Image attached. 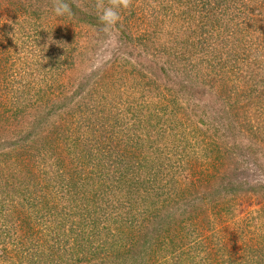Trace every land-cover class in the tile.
I'll return each instance as SVG.
<instances>
[{
	"label": "rangeland",
	"instance_id": "374dc122",
	"mask_svg": "<svg viewBox=\"0 0 264 264\" xmlns=\"http://www.w3.org/2000/svg\"><path fill=\"white\" fill-rule=\"evenodd\" d=\"M74 1L88 12H92V8L97 12L92 0ZM163 2H166V10L160 0H133L129 10L121 11L119 24L127 26V34L131 33L132 38L142 35L149 38L139 42L122 40L116 28L105 33L95 26L76 22L67 14L57 17L52 10L53 0H10V3L0 0V77H3L0 82V178L5 180L0 184V205L3 206H0V224L6 223V229L14 232L13 237L22 243L37 241L43 253L42 264H64L70 260H73L71 264H107L106 261L99 263L106 249L98 246L106 245L105 241L116 244L114 237L125 224L107 222L105 217L119 219L125 215H133L135 219L132 229L136 230L132 232H140L137 240L144 241L148 235L154 242L166 238V249L157 250V259L152 263V259L139 253L142 245L130 246L126 252L112 247L108 250L119 253L116 256L110 253L113 262L108 264H264V190L258 189L259 184L264 183V146L257 140V144H253L256 153L251 154L245 149L250 142L241 136L235 139L238 150L231 149L233 141L229 138L213 139L215 144L228 148L226 154H216L204 146V136H209L204 133L205 124L210 126L209 132L214 133L209 115L217 120V111L231 106L234 101L227 100L229 93L237 92L231 84L216 82V77L210 80L215 72H210L206 59L214 50L208 48L202 52L196 46L199 38H204L198 21L188 15L179 18L184 7L176 6V1ZM38 12L42 13L39 28L47 32L44 36L34 32ZM196 18L199 19L197 15ZM213 35L214 32H208L205 42L212 41ZM190 42L195 46H190ZM221 51L225 54L223 49ZM140 55L143 62H157L155 73L140 68L136 63ZM115 58L118 59L109 63L112 65L109 74L102 80L107 91L102 94L101 106L94 108L88 94L86 96L90 82L97 71L100 76L104 63ZM191 62L195 68H189ZM182 64L190 74L184 73ZM209 73L213 76H208ZM177 81L183 87L181 93L185 99L180 96L183 108L188 111L187 104L194 100L198 104L197 116L192 114L191 118L183 120L184 116L180 115L184 121L181 128L179 123H174L178 115L169 111L167 102L170 94L179 93L169 89L172 82ZM186 89L192 92L194 99ZM159 92L166 96L165 113L158 110L160 98L156 94ZM21 93L25 94L19 102ZM51 101L56 102L59 110H69L70 114L61 118L55 113L42 122L43 111L55 109L51 108ZM129 107L134 110L128 112ZM100 108L108 117L117 116L123 125L125 122L124 129L129 126L132 129V124L141 120L144 124L138 123L135 138L141 147L135 148L149 153L151 148L154 154H118L119 150H124L119 140L101 139L102 133H109L113 124L93 120V114L100 113ZM204 113L209 114L204 116ZM250 120L256 124L258 118L254 116ZM116 131L123 132L119 126ZM125 139L123 135L120 140ZM100 140L101 149L96 144ZM186 142L195 143L197 151H205V154H184L183 149L190 152ZM103 146L109 149L108 153L103 151ZM176 148L179 154L175 153ZM81 149L85 151L80 152ZM119 156L132 157L133 162L136 158L142 160L143 156L149 158L139 163L144 167L137 173L136 181L151 179L149 172L157 163L161 176L150 180V185L140 184L136 189L127 186L120 189L114 185L104 188L94 184L99 179L94 175L83 180V175L92 168L109 172L112 177L115 171L119 172L117 168H124L126 164L125 159L117 161ZM98 162L104 164L103 168L95 165ZM190 164L192 169H189ZM181 166L187 171H179ZM202 167L212 177L201 184V178L197 179V189L192 188V174ZM171 170L176 180L170 184L176 192H186V195L157 211L156 204L150 205L163 198L162 186L166 184L163 174ZM180 179L186 185L183 190L178 187ZM142 184L145 183L142 181ZM231 185L238 187L235 190L239 195L235 197L243 199L223 200L233 196L234 193L230 196L226 193ZM187 188L195 191L188 194ZM251 188L256 189L251 191ZM26 198L29 203L24 205ZM71 199H78L77 206L82 210L75 212L82 215H69L68 219H61L65 215L53 217L62 206H69ZM85 201L86 208L93 212L83 210ZM53 203L56 209L48 211L46 207ZM189 212L201 214L196 220L197 214L193 216ZM185 213V218L190 219L184 222L182 232L173 235L174 225L165 230L168 223H174ZM43 215L49 218L44 221ZM97 217V226L101 224V229L105 224L106 227L101 229L102 235L95 231L93 236L91 230L96 227L93 219ZM62 221L65 222L62 228L55 226ZM7 230L0 227V238H3L0 248L8 252L7 258L0 257V264H13L18 253L15 244L5 237ZM133 239L136 241V235ZM171 239L179 246H172ZM87 240L89 243H85ZM96 246L93 254L87 252L89 258L77 263L86 248L93 250ZM91 256L94 257L91 259Z\"/></svg>",
	"mask_w": 264,
	"mask_h": 264
},
{
	"label": "trees",
	"instance_id": "16d2710c",
	"mask_svg": "<svg viewBox=\"0 0 264 264\" xmlns=\"http://www.w3.org/2000/svg\"><path fill=\"white\" fill-rule=\"evenodd\" d=\"M95 4H96V0H92ZM162 1L161 5L162 7H164L163 9L166 10V2H163L164 0H160ZM176 1V6H181L182 8H186L187 12H185V9L183 8V10L181 11V13H179V18L182 16H187L188 18H192L193 20L198 21V26L201 25V31L202 34H204V38H199L197 45L200 51L204 52L205 49L208 50V48H212L214 51L209 52V56H211L210 58H207L206 61L209 62V69L211 70L210 72H215L214 76L213 74L209 73L208 76H213V77H209L210 80H212L214 77V80L217 82H221L223 84V81L225 82V84L229 85L231 84V88L234 87L235 91L237 92V94L232 95L229 93V96H227V100H234L232 105L228 106V107H223L220 111L218 110L217 114H218V118L217 120L214 119L213 116H210L208 118H210L209 123L210 125L214 128V133H210L209 132V128L210 126L208 124L206 125V131H204L205 134H209L208 138L206 136H204V146H206L207 148H209V150H211V152H216V154H226L228 151V148L225 149V146L222 145L220 146L218 143L215 144L214 143V138H218L219 139H224V138H229L233 141V147L231 148L238 150L239 147H237L235 145V139L238 136H241V138L245 139L247 138V141L250 142V145L247 146L245 149L247 151H249L251 154L256 153V147H253V144H257V140H258V144H261L264 146V0H174ZM67 3H69V5L71 6L72 9V15L70 16L71 19H74L76 22L80 21L82 23H86L88 25L91 26H95L98 29H102L103 25L100 23V21L98 20V13L94 12V9L92 8V12H88L86 10L83 9L82 6H79L77 3H75L74 0H66ZM106 2V0H105ZM182 2V4H181ZM10 3V0H9ZM49 4V3H48ZM11 6H13V4H9ZM172 9V8H171ZM49 10V9H48ZM96 10V9H95ZM97 11V10H96ZM50 12V11H49ZM192 14V15H191ZM196 15L198 16L199 19L196 18ZM42 17V13L38 12V14L35 16V18L38 20V24L35 25V30L34 32L37 35L40 36H44L45 34H47V32H42V28L40 27V21ZM1 19V17H0ZM50 21L47 22V24ZM122 24V23H121ZM121 24H117L116 25V29L117 31L120 32V36L123 38L127 39V40H133L135 39L136 41L139 42H145L146 39L149 40V38H145V35L142 36H138L135 38L131 37V33L127 34L125 30H127V26L122 27ZM203 27V30H202ZM114 28V29H115ZM124 28V29H123ZM1 31V29H0ZM214 32L213 37L211 38L212 41H210L209 43L205 42L207 41V33L208 32ZM129 32V31H128ZM145 36V37H144ZM190 46H195L194 43L190 42ZM131 44L128 43V45ZM226 48H228L226 50ZM224 50L226 56L224 57L225 54L222 53L221 50ZM208 52V51H207ZM175 56H177V58H179L180 60L181 55L178 56L177 54H175ZM141 55H140V59H137L138 62H136L138 65H140V68H142L143 71L149 72L150 74L155 73L154 72V66L157 65V62L155 60H146V62H143V60L141 59ZM184 57V56H183ZM116 59L109 62L104 63V66L102 67L101 70V74L99 76L98 71L95 73V77L91 80L88 91L86 93V96L88 94V100L93 102L94 104L92 105V107L94 106H101V102L102 99V94L103 92L107 91L104 89V83L102 82V80L109 74V68L112 66H110L109 63H113ZM196 66H194V64H190L189 68H195ZM61 70H63V68H60ZM182 64V70L187 73H189V69ZM227 69H229L227 71ZM99 70V71H100ZM181 70V71H182ZM229 71L231 73H229ZM140 73V72H139ZM190 74V73H189ZM187 76V75H185ZM188 77V76H187ZM3 79V77H0V82ZM157 85L155 84V87ZM172 92L175 93V91H179V93H175L174 96L170 94V92L168 90H166L167 93L170 94L171 99L169 98L167 100L168 104H169V111L174 113L176 116L178 115V120H174V123H179L178 125H180L179 128H181L184 124L183 120H188L187 118H191V115L193 114L194 116H197V112H198V104H196L195 100L192 104H187L188 105V111L185 110V108H183V105L180 104V96L184 94L181 93V91L183 90V87L180 85V83L177 81L176 83L172 82L171 87L169 88ZM233 89V88H232ZM234 90V89H233ZM186 92L192 96V98L194 99V95L192 94V92H190L189 90L186 89ZM124 93L130 94L132 93L131 91H125ZM23 94L25 93H21L18 96V101L20 102L21 99L23 98ZM126 95V94H125ZM156 96H158L160 98L159 100V107L158 110L160 112L165 113L167 109H165V105H164V101H166V96H164L163 92H159L156 94ZM233 96H235L233 98ZM87 98V97H86ZM123 99V98H122ZM121 99V101H122ZM185 99V97H184ZM85 100V99H84ZM83 102L86 104V101ZM186 100H187V95H186ZM185 100V101H186ZM161 101V102H160ZM18 102V103H19ZM187 102H190V100H187ZM50 104H52L53 107L51 108H55V109H48L43 111V116H42V122H44V120L46 119V117H50L53 116L55 113H58L60 115V117H64L68 114L69 110H59V107H57L56 102L55 101H51ZM161 105V106H160ZM134 110L133 107H129L128 112ZM100 113L98 114H93V120H97V122L101 121V122H105L108 121L110 122V124H113L111 127L112 130L109 133H102V138L101 139H106V138H111V139H116L119 140V142H121V146L123 147L124 150H119L118 154H145V153H149V152H142V148H135L137 145L139 146V144L136 142L135 138H137V134H136V130L139 129V125L138 123H142L141 120L138 121V123L136 122L132 124V129L129 126L127 129H124L126 123L124 122V125L121 123L120 119L115 116V117H109L107 116V113L104 112V110L102 108H100V110H98ZM213 115L215 111H212ZM219 112H221V115L219 114ZM70 114V112H69ZM209 113H204V116H208ZM225 114V115H224ZM180 115L184 116L183 120H182V116L180 117ZM203 115V114H202ZM135 116V115H134ZM133 116V117H134ZM256 116L258 118V121L256 122V124H254L253 121L250 120L251 117ZM185 118V119H184ZM90 118V121H93ZM160 120V117H159ZM145 121V120H144ZM193 121V120H192ZM215 121V122H213ZM146 122V121H145ZM144 124V123H142ZM2 125V124H0ZM121 127V129L123 130V132L121 134H118V132L116 131L117 127ZM174 129V128H173ZM199 131L200 128L196 130V135L199 136ZM124 135V138H126L125 140H120L122 139V136ZM128 137V138H127ZM186 139V138H185ZM180 140V139H179ZM177 140V141H179ZM19 140H16V142H13V144L18 143ZM27 141V140H26ZM26 141H23V143H26ZM187 141V140H186ZM223 141V140H222ZM23 143H20V145H23ZM184 143V142H183ZM97 147L99 149H101V146L103 145L102 140L100 141H96ZM191 142H186V145L189 147V151L187 152V150L183 149V153L184 154H205L204 152H198L196 147H195V143L193 145H191ZM25 146H27V144H24ZM101 145V146H99ZM133 146V147H132ZM95 147V146H94ZM141 147V146H139ZM192 147V148H191ZM227 147V146H226ZM98 149V150H99ZM94 150V149H93ZM205 150V148H204ZM85 149H81L80 152H84ZM103 151H107L106 153L109 152L108 148H105L103 146ZM137 151V153H136ZM182 151V150H181ZM214 152V153H215ZM79 153V152H77ZM178 153V150L176 148V152ZM264 153V151H263ZM149 154H154L153 151H151L150 148V153ZM132 157H130V159L127 158H123L122 156H119V158L117 159V161L119 160L120 162H122V159H125L126 164L124 165V168H117L119 170V172L115 171L111 177L109 172H105L103 170H97L95 169H91L88 171V174H84L83 175V180L86 178H91L90 175H94L97 176L99 179L94 182V184H99L100 186L106 188L108 185V188L110 186H115L116 188H120L123 189V186H127V187H135L138 188L139 185H143V186H148L150 185L149 181L150 180H155L157 176H161L160 174V170L158 169V163L156 164V167L154 168V170H152L151 172H149V176L152 177L151 179H141V181L139 179H137L136 181V176L137 173L140 171V169H142L144 167V165H139V163H141V161H145L146 158L145 156H143V159L140 160L138 158L135 159V162H133L131 160ZM115 160H113L114 162ZM95 165H99V168H103L102 166H104V164H102V162H98ZM116 169V170H117ZM189 169L191 168V164L189 165ZM179 171H187L185 170L184 166H181L179 168ZM187 173V172H186ZM175 173L173 170H171L170 172H165L163 174L165 180H166V184H164L163 187V192H162V196L163 198H159L158 200H154L152 201V204L150 206H154L155 204L157 205L156 209H158L157 211L161 210V208L165 207V206H169V204L172 203H177L178 201H180L185 195L186 192H184L183 194L181 192H176L175 188L172 187V185L170 184L171 182H175L176 178H175ZM92 176V177H94ZM192 176L194 178H191V182L190 185H192V188H196L197 189V179H200V184L204 181H207L209 178L212 177V174H209V172L205 171L204 168H198V172H195L194 174H192ZM179 177V176H178ZM129 181H128V180ZM5 180L3 178H0V184L2 185L3 182ZM142 181L145 184H142ZM122 182V184H121ZM199 184V183H198ZM264 183L259 184L258 189L260 190H264ZM152 185V183H151ZM168 185V186H165ZM166 188H165V187ZM232 187H227L226 188V193L230 196V193H234L232 197H225L223 198V200L227 201V199H243V198H236L238 197L239 194H236L238 191L235 190V188H238L234 185H231ZM179 190H183L186 185L183 184L181 182V179L179 181ZM189 187V186H188ZM241 187V185H240ZM192 188L189 190L188 188V194L191 191H195V189L192 190ZM151 189V188H150ZM150 189H147V193L150 194ZM153 189V186H152ZM256 188H254L255 190ZM251 188V191H254ZM257 190V191H260ZM67 191H69V189H67ZM246 191L250 192L249 190L246 189ZM56 193V192H55ZM160 194H158L159 196ZM236 195V197H235ZM29 200V198L24 199L23 204L27 205L29 202H27ZM72 200V199H71ZM78 200V199H77ZM77 200H72L70 201L69 206H62L60 208V212L59 214H52L53 217L59 218L60 216L61 219H65L69 217V215H73L74 217H79L82 215H77L78 213L75 212V210H82L81 206H77ZM159 201L164 202V204H161ZM242 201V200H241ZM85 205L83 207L84 211H89V212H93L90 211L86 208L87 206V201H85ZM172 202V203H171ZM79 203V202H78ZM32 204V203H31ZM2 206V205H0ZM3 207V206H2ZM160 208V209H159ZM2 209V208H1ZM46 209H48V211H52V209H56L54 203L50 204V206H47ZM78 211V212H79ZM188 212V211H187ZM190 214H192V212H189ZM185 214H180L178 217H180L179 220H174V223H168V227L165 228V230H170V227L172 225L173 228L175 229V233L173 235H176L180 232H182L185 227L184 226V222L187 219L190 218H185ZM197 213L192 214L193 216H195ZM201 213H198L196 216V220L198 219L199 215ZM47 218H49V216H42V219L44 221L47 220ZM76 218H74L75 220ZM93 219V218H92ZM144 219V218H143ZM176 219V218H174ZM105 221L107 222H123L125 224V227L121 230L117 229V231L119 230V232L117 233L116 238L114 237V239H117V242L115 244V242L113 243H106V245H99L98 247H101L102 249H106V253L103 255V258H99L101 263L102 261H106V263H110L113 262L109 255L111 254H115L114 251H109L108 249L110 248H114L116 250H120L123 249L124 252H126L130 246H135L137 244V246H141L142 245V249L139 253L143 254L145 258L148 259H152V263L156 261L157 257H156V251L157 250H162V249H166L167 246V242H166V238H163V241H158V242H154L153 241V237L149 238L145 237L144 241H139L137 240V236H139V233L137 231L136 232H132L133 230L136 229H132L133 226H135L134 221L135 219L133 218V215L130 217L127 215L119 218V219H114V218H109L107 220V217H105ZM6 222V221H5ZM94 224L96 225V227L94 228L95 230H91V235L95 236V231L96 233H98L99 235H102L101 229H105L106 225L102 224L101 229L99 228V226H97L98 224V217L96 219H93ZM65 222H59L58 224H56L55 226H58V228H62ZM132 223V225H131ZM6 225V223H5ZM4 224H0V227L4 228L5 227ZM83 227V226H82ZM163 227V226H162ZM197 228L199 229V225H197ZM164 229V228H163ZM109 230V229H108ZM111 231V230H109ZM163 231V230H162ZM131 232L133 233V235L131 234ZM109 233V232H108ZM5 237H8V242L11 241L12 244H15V247L17 248V254L15 257V260H13V264H42V262L40 263L41 259H42V250L40 248H38V242L36 241L35 244H30L27 242L22 243L21 241H18V239L14 235V232L7 230L6 232H4ZM145 234V235H146ZM134 235H136V241L133 239ZM180 235V234H179ZM0 242L3 241V238H0ZM15 243H14V242ZM172 244V246L176 247L179 245H175L171 240H169ZM89 243V241L87 240L85 243ZM91 247V246H90ZM86 248L84 251V256L83 258H79L77 263L82 262L83 260H86V257H90L88 256L87 252L93 254L95 252V250L98 248L97 246L95 247V249L92 250V248ZM90 248V249H89ZM89 249V250H87ZM92 250V252H91ZM119 251H116V254H118ZM180 253V252H179ZM182 253V252H181ZM115 254V256H116ZM66 255V254H65ZM106 255V256H105ZM8 256V252L5 248H0V257L2 258H7ZM70 256V255H69ZM14 257V256H13ZM38 257L40 258V260L38 259ZM72 257V256H71ZM94 256H91V259ZM83 259V260H82ZM97 259V258H96ZM166 259V258H165ZM164 259V260H165ZM65 261V260H64ZM73 260L67 261L64 264H71Z\"/></svg>",
	"mask_w": 264,
	"mask_h": 264
},
{
	"label": "clouds",
	"instance_id": "9594fccd",
	"mask_svg": "<svg viewBox=\"0 0 264 264\" xmlns=\"http://www.w3.org/2000/svg\"><path fill=\"white\" fill-rule=\"evenodd\" d=\"M133 0H96L95 8L98 13V20L103 25L101 29L109 33L121 21V11L129 10ZM53 12L55 16L72 15V9L66 0H53Z\"/></svg>",
	"mask_w": 264,
	"mask_h": 264
}]
</instances>
